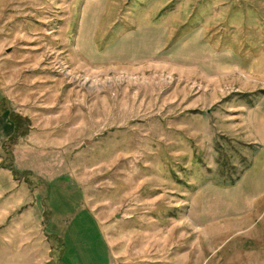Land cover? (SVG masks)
I'll return each mask as SVG.
<instances>
[{
	"label": "rangeland",
	"instance_id": "rangeland-1",
	"mask_svg": "<svg viewBox=\"0 0 264 264\" xmlns=\"http://www.w3.org/2000/svg\"><path fill=\"white\" fill-rule=\"evenodd\" d=\"M0 105V264H264V0H0Z\"/></svg>",
	"mask_w": 264,
	"mask_h": 264
},
{
	"label": "crops",
	"instance_id": "crops-1",
	"mask_svg": "<svg viewBox=\"0 0 264 264\" xmlns=\"http://www.w3.org/2000/svg\"><path fill=\"white\" fill-rule=\"evenodd\" d=\"M1 116L2 118L0 119V144L5 142L13 132L10 122L7 120L8 119L7 112L3 111ZM31 154L33 156L35 155L31 149L26 150L18 147L13 149L11 159L13 160V156H14L17 157L21 163L28 164L26 163V160L30 161V158L33 157Z\"/></svg>",
	"mask_w": 264,
	"mask_h": 264
},
{
	"label": "trees",
	"instance_id": "trees-1",
	"mask_svg": "<svg viewBox=\"0 0 264 264\" xmlns=\"http://www.w3.org/2000/svg\"><path fill=\"white\" fill-rule=\"evenodd\" d=\"M0 106H1V105H0ZM14 130H15V129H14ZM15 131H16V130H15ZM12 134H13V132H12ZM11 136H12V135H11ZM11 136H9V137L7 138V140H6L7 142H10V141L12 140V137H11ZM6 141H5V142H6ZM10 153H11V152H10ZM9 170H10V172L12 173L13 176L18 175L17 173L14 172V170H13L11 167H9Z\"/></svg>",
	"mask_w": 264,
	"mask_h": 264
}]
</instances>
